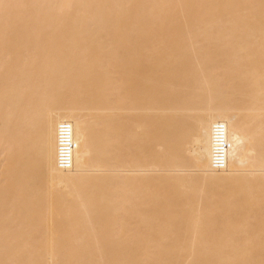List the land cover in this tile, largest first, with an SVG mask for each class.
<instances>
[{"label":"bare ground","instance_id":"1","mask_svg":"<svg viewBox=\"0 0 264 264\" xmlns=\"http://www.w3.org/2000/svg\"><path fill=\"white\" fill-rule=\"evenodd\" d=\"M0 264H264V0H0Z\"/></svg>","mask_w":264,"mask_h":264},{"label":"built area","instance_id":"2","mask_svg":"<svg viewBox=\"0 0 264 264\" xmlns=\"http://www.w3.org/2000/svg\"><path fill=\"white\" fill-rule=\"evenodd\" d=\"M222 129V128H218ZM217 143L219 147L216 149L213 157V168L217 170L224 169L227 165V149L228 144L224 140L222 131H217ZM59 157L58 164L61 169H70L73 164V149L75 148L73 140L71 138V127L69 124H63L60 127V138H59Z\"/></svg>","mask_w":264,"mask_h":264}]
</instances>
